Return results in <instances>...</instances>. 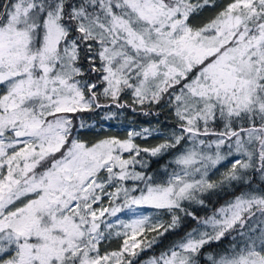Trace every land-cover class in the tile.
Returning a JSON list of instances; mask_svg holds the SVG:
<instances>
[{"label": "snow or ice", "instance_id": "6c2138e0", "mask_svg": "<svg viewBox=\"0 0 264 264\" xmlns=\"http://www.w3.org/2000/svg\"><path fill=\"white\" fill-rule=\"evenodd\" d=\"M0 264H264V0H0Z\"/></svg>", "mask_w": 264, "mask_h": 264}, {"label": "trees", "instance_id": "16d2710c", "mask_svg": "<svg viewBox=\"0 0 264 264\" xmlns=\"http://www.w3.org/2000/svg\"><path fill=\"white\" fill-rule=\"evenodd\" d=\"M136 121H137V126L140 125L141 122H145V125H146V121L148 118H145L143 116H136L135 117ZM163 116L161 117V121L163 122ZM154 127H156L155 125H153ZM110 134H119V135H122L121 133H116V132H110ZM138 143H141L143 144L144 146H151V145H155V144H158L159 142H162L160 140V138L158 137H153L147 141H144V140H138L137 141ZM152 170L153 172H157V171H160L161 169L155 164L153 163V166H152ZM213 200V204H216L217 201H216V198L213 197L212 198ZM223 201H220V203H222ZM211 207V206H210ZM194 210L197 211L200 215H204L205 212L207 210H204V209H200L199 207H195L194 206ZM210 210V209H209ZM189 226H193L192 225V222L190 220H186L185 221V228H188ZM181 235H183V231H181L180 233ZM179 239V236H177L176 234L174 233H169V234H166L165 236L163 237H159V240L162 242L161 244L155 246L154 248V252L158 253L160 251H162L164 248H166L172 241L174 240H177ZM153 254V252H146V253H142L141 254V257L142 259H147L149 256H151Z\"/></svg>", "mask_w": 264, "mask_h": 264}, {"label": "rangeland", "instance_id": "374dc122", "mask_svg": "<svg viewBox=\"0 0 264 264\" xmlns=\"http://www.w3.org/2000/svg\"><path fill=\"white\" fill-rule=\"evenodd\" d=\"M140 126V125H139ZM138 127V126H137ZM124 125H117L115 127H113L110 132H116V133H121L122 135H124ZM105 131H109L108 129H105ZM160 143V142H159Z\"/></svg>", "mask_w": 264, "mask_h": 264}]
</instances>
